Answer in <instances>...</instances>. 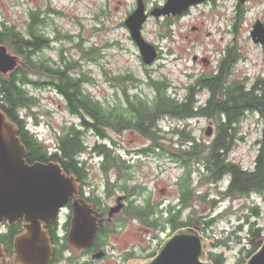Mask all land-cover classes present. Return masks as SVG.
<instances>
[{"label":"trees","instance_id":"obj_1","mask_svg":"<svg viewBox=\"0 0 264 264\" xmlns=\"http://www.w3.org/2000/svg\"><path fill=\"white\" fill-rule=\"evenodd\" d=\"M235 12L237 21L242 13L239 2ZM46 19L39 10L30 9L23 31L16 25L0 22V45L19 59L14 70L6 75L0 73V111L17 127L18 136L26 149L28 164L57 162L64 172H69L77 182H82L89 172L82 154L91 153L101 161L98 167L104 174L103 184L107 194L111 191L109 187L115 184L109 179V173L116 171L123 192L141 195L144 192L141 188L128 189L125 185L131 177L132 167L124 155L119 154V145L109 135L110 131L117 134L130 131L150 143L138 150L136 157L168 156L183 170L176 183L180 192L179 209L172 212L170 206L166 208L170 216L163 223L159 225L158 218H150L156 206L148 200L131 210L146 227H160L163 231L165 225H169L171 232H175L189 226L203 233L225 214L221 212L207 219L202 216L189 218L186 222L179 220V212L188 208V202L194 198L208 201L211 208H215L218 201L207 194L193 192L191 163L199 182L217 187L221 198L237 199L257 195L264 200V76H257L252 81L247 76L229 81L235 66L243 59L234 39L222 49L212 71L188 75L191 83L183 88L181 95L165 77L153 78L144 68L146 77L143 79L130 72L108 78L111 87L121 94V100L108 105L95 99L88 91L87 86L92 85L95 79L81 70L79 59L65 55L62 48L57 49L56 59L44 57L42 52L51 49L53 43L59 41L60 35L59 32L53 37L48 35L46 27L49 22ZM169 20L168 17L164 19L168 25ZM60 37L71 39L68 35ZM76 46L81 48L82 58L86 61L98 62L101 58L100 48H82L80 44ZM159 57L158 53L157 59ZM140 86L149 90V96L136 90ZM47 89L62 98L68 116L76 119L61 127L60 133L55 136L53 149L29 129L26 120L29 116L27 112L33 115L31 109L39 103L30 90ZM204 92L207 96L202 104H198L197 96ZM249 115L256 116L260 129L255 141L257 150L253 166L244 169L239 163L230 160L229 154L238 142L243 141L240 123ZM197 118L212 120L215 125V135L208 144L196 139L187 126L188 121ZM168 119L183 122V125L171 131L176 142L173 147L166 148L163 144L166 132L161 123ZM87 135L94 136L92 145L85 142ZM222 182L223 186H219ZM258 209L257 206L250 207L246 220L235 228V232L245 233V239L237 238L239 243L245 241L240 247L242 257L238 264H245L264 240L263 230L257 224L262 214ZM251 216L253 220H250ZM109 232L108 227L99 228L96 243L103 244ZM228 241L229 238L217 239L213 247H226ZM154 255L155 251L149 253L147 258ZM128 257L134 258L133 255ZM207 260L211 264H225L223 253L209 251Z\"/></svg>","mask_w":264,"mask_h":264},{"label":"rangeland","instance_id":"obj_2","mask_svg":"<svg viewBox=\"0 0 264 264\" xmlns=\"http://www.w3.org/2000/svg\"><path fill=\"white\" fill-rule=\"evenodd\" d=\"M136 2L137 0H0V22L16 25L23 31L30 9L39 10L49 22L46 27L48 35L53 37L58 32L60 34L59 41L53 43L51 49L42 52L44 57L56 59L57 49L62 48L65 55L79 59L81 70L88 72L95 79L92 85L87 86L88 91L103 104L113 105L121 100V94L111 87L112 83L108 78L130 72L143 79L146 77L144 68L148 69L149 75L153 78L165 77L172 84L173 89L178 90V94L181 95L183 88L191 83L188 75L195 76L212 71L222 49L227 44H231L233 39L243 59L235 66L229 81L244 76L252 81L257 76H264V46L254 45L250 38L255 22L259 20L264 24V0H247L245 4L240 5L242 13L237 21L235 11L238 0L206 1L191 7L183 15L169 17V25L164 21L166 17L155 19L149 14L154 8L162 7L166 0H142L148 16L142 27V36L144 40L154 45L160 54L159 59L150 67H145L142 63L138 49L124 26L127 16L136 8ZM61 35H68L71 39H64L60 37ZM77 44L82 48L90 46L100 48L99 61L91 62L82 58L81 48H77ZM195 57L197 61H194ZM205 60L208 62L205 63ZM136 90L148 96L150 94L144 86ZM30 92L38 98L39 103L31 109L33 115L27 112L29 115L26 119L27 125L47 147L53 149L55 136L60 133L61 127L76 119L68 116L62 98L54 91L47 89L30 90ZM206 96L205 92L199 94L196 99L198 104H202ZM187 124L192 135L206 144L215 135V125L212 120L197 118L188 121ZM240 124V136L243 137V141L237 143L235 149L230 152L229 159L239 163L244 169H251L256 156L255 141L260 127L255 115H249ZM161 125L166 132L164 146L173 147L176 141L171 131L181 127L183 122L168 119L162 121ZM208 126L212 129L210 137L205 135ZM109 135L119 145V154L124 155L125 160L132 167L131 177L125 185L128 189L144 190L141 195H136L133 201L137 205H144V201L148 200L151 205L156 206L154 219L158 218L160 225L170 216L167 213L169 209L165 211L166 208L170 206L171 211L179 209L180 192L176 183L183 174L182 168L168 156L136 157L138 150L150 144L147 139L136 133L125 131L117 134L110 131ZM93 141H95L94 136H86L85 142L88 145H92ZM82 158L89 169L88 181L101 190L104 175L98 167L101 162L99 157L84 153ZM191 165L193 192L207 194L218 201L216 207L211 208L208 201L194 198L188 202V208L179 212V220L186 222L189 218L196 219L201 216L207 219L224 212L225 214L209 229H205L200 234L206 241L212 243L208 252L223 253L225 264H238L242 257L240 247L245 241L239 243L237 238L245 239V233L235 232V228L246 220L245 216L249 213L250 207L257 206L262 212L257 224L264 234V200L257 195L237 199L221 198L217 187L199 182L193 164ZM109 177L111 182L115 183L113 187H109L111 192L115 197L122 195L123 191L120 189L122 183L117 181L116 171H111ZM219 184L223 186L224 182ZM115 197L106 199L105 204L113 206ZM156 215L158 217H155ZM63 217L64 215L61 214L59 217L61 221L64 220ZM121 219L123 214H118L115 220L116 231L106 240L109 243L108 257L98 264L122 263L124 250L133 252L134 259L141 257L147 260L148 254L153 251L156 253L173 233L169 225H165L164 230L161 231L160 227L156 229L146 227L137 219L132 218L126 222ZM250 220H253L252 216ZM226 238H229L226 247H213L215 240Z\"/></svg>","mask_w":264,"mask_h":264},{"label":"water","instance_id":"obj_3","mask_svg":"<svg viewBox=\"0 0 264 264\" xmlns=\"http://www.w3.org/2000/svg\"><path fill=\"white\" fill-rule=\"evenodd\" d=\"M212 0H166L162 7L154 8L150 15L155 19L161 17H178L191 7ZM247 0H238L240 5ZM136 8L124 21L131 41L138 49L142 63L152 66L157 60L158 52L154 45L144 40L142 27L147 19L142 0H137ZM250 38L254 45L264 46V24L257 20L252 26ZM196 57L194 58V60ZM18 58L0 45V73L6 75L16 68ZM17 127L0 111V223L13 224L23 220L24 231L14 242L15 264H45L50 255L49 239L42 225L52 224L63 207L72 201L71 227L67 242L78 249L89 248L96 236L97 221L94 212L83 200H75L77 182L73 175L64 172L57 162H26V149L18 136ZM211 126L205 135L210 137ZM122 198L109 211V216L120 211ZM212 243L201 237L198 230L184 227L174 234L157 250L156 256L146 262L137 257L129 264H211L207 253ZM46 257L42 261L37 258ZM98 253L96 257H101ZM145 261V263H143ZM245 264H264V240L259 250Z\"/></svg>","mask_w":264,"mask_h":264},{"label":"flooded vegetation","instance_id":"obj_4","mask_svg":"<svg viewBox=\"0 0 264 264\" xmlns=\"http://www.w3.org/2000/svg\"><path fill=\"white\" fill-rule=\"evenodd\" d=\"M194 61H197V57ZM208 60H205V63ZM102 173V172H101ZM102 175H104L102 173ZM89 172L87 174L86 179L82 182H77V193L74 195L75 200H83L84 203L94 212V217L97 221V232L96 236L93 240L92 245L89 248L85 249H78L71 247L67 242V235L69 233V229L71 227V218H72V201L70 200L65 207L60 211L57 221L52 224L42 225L43 231H45L49 243H50V255L48 258V262L46 264H98L99 262L105 260L108 257L107 248H108V241L110 235L114 234L117 227L116 219L118 218V214H123V219L121 221L126 222L129 219H137L136 215L132 213L131 210L137 206L133 198L136 196L134 194L128 195L127 193L123 192L122 195H117L113 192L109 191L107 194L106 188L103 184L101 190L99 187L91 182L88 181ZM76 179V178H75ZM113 206H109L106 203V199L114 198ZM122 198L119 202L122 205V208L118 213H114L113 215L109 216V211L115 207L118 203L117 199ZM127 211H130L127 214ZM174 210L172 212H176ZM64 215V220H60V215ZM150 218H154V214L150 215ZM26 223L23 220L17 221L12 225L8 222L4 221L0 223V264H15V252H14V242L15 239L21 235L24 231ZM105 227L109 228V233L105 240L103 239V244L96 243L97 233L99 228L104 229ZM112 230V231H111ZM174 232L170 235L172 236ZM158 252V251H157ZM153 257L147 258V261L152 260ZM98 253H102L101 257H96ZM124 255L121 258L122 263L120 264H129L132 261H137L134 258H129L128 255H133L134 253L131 251L124 250ZM39 261L46 260V257L40 256L37 258ZM145 263V261L143 262ZM40 264H45L40 263Z\"/></svg>","mask_w":264,"mask_h":264}]
</instances>
